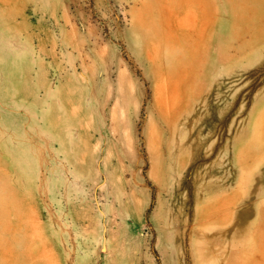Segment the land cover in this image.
Segmentation results:
<instances>
[{
    "label": "rangeland",
    "instance_id": "rangeland-1",
    "mask_svg": "<svg viewBox=\"0 0 264 264\" xmlns=\"http://www.w3.org/2000/svg\"><path fill=\"white\" fill-rule=\"evenodd\" d=\"M263 158L264 0H0V264H254Z\"/></svg>",
    "mask_w": 264,
    "mask_h": 264
},
{
    "label": "crops",
    "instance_id": "crops-1",
    "mask_svg": "<svg viewBox=\"0 0 264 264\" xmlns=\"http://www.w3.org/2000/svg\"><path fill=\"white\" fill-rule=\"evenodd\" d=\"M200 134V133H199ZM201 135V134H200ZM198 135L195 142L188 145L186 148V143L181 145V150L187 149L188 157L192 159L193 157H198L202 150L200 148V142L198 138L202 139V136ZM199 159V158H197ZM212 168V167H211ZM211 168H202L199 171V174H212ZM215 168V166H214ZM261 175L264 176V158L260 162ZM228 184L226 187L217 188L216 179L215 184H204L202 187L199 185L192 184L193 189L196 187L202 191H208L212 189L215 191V225L218 228L215 229V238L223 240L225 236H221V230H228L227 227H230L231 224L235 223V218L238 215V212L241 210H246L250 208L248 212H244L243 216L240 217L239 222L243 224V246L245 258L249 259V263L254 261V264H264V179L256 178L253 183L248 182L246 179L240 181L238 184L232 183L230 176L228 174ZM192 190V189H191ZM221 229V230H219ZM225 240V239H224ZM234 247V244L228 246ZM230 251V250H229ZM240 250L237 252L239 253ZM235 253L234 251L228 252L224 256L223 264H234L235 263ZM253 256V257H252ZM215 258L217 255L215 254Z\"/></svg>",
    "mask_w": 264,
    "mask_h": 264
}]
</instances>
